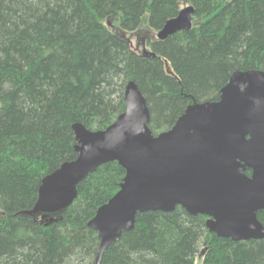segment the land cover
<instances>
[{
  "label": "trees",
  "instance_id": "1",
  "mask_svg": "<svg viewBox=\"0 0 264 264\" xmlns=\"http://www.w3.org/2000/svg\"><path fill=\"white\" fill-rule=\"evenodd\" d=\"M182 5L194 9L190 30L156 40ZM130 34L145 35L147 54L130 48ZM250 70L264 72V0H0V264L95 263L87 223L119 189L116 162L80 182L66 208L32 210L47 177L76 158L72 126L109 125L127 82L155 136ZM257 219L264 226V209ZM205 221L179 207L139 213L98 264H197L198 254L200 264H264V239L232 242Z\"/></svg>",
  "mask_w": 264,
  "mask_h": 264
},
{
  "label": "water",
  "instance_id": "2",
  "mask_svg": "<svg viewBox=\"0 0 264 264\" xmlns=\"http://www.w3.org/2000/svg\"><path fill=\"white\" fill-rule=\"evenodd\" d=\"M187 6L166 21L158 40L191 28ZM125 107L106 128L72 126L76 159L46 180L64 200L49 208L42 195L32 213L71 203L76 186L98 167L116 162L125 172L119 190L87 226L97 233L98 264L104 250L133 229L135 216L181 207L206 216L209 233L232 242L264 239L257 214L264 209V72L236 71L216 102L193 103L166 131L153 136L146 101L133 81ZM250 171V175L246 174Z\"/></svg>",
  "mask_w": 264,
  "mask_h": 264
},
{
  "label": "rangeland",
  "instance_id": "3",
  "mask_svg": "<svg viewBox=\"0 0 264 264\" xmlns=\"http://www.w3.org/2000/svg\"><path fill=\"white\" fill-rule=\"evenodd\" d=\"M183 7H184V5H182V6L180 7V9L183 8ZM129 38H130V39H129ZM127 39H129V41H130L129 43H130V48H131V49H133V50H134L135 52H137V53H140V51H142V48H143V46H144V42H143V40L145 39V35H144V37H142V41H141L140 37L137 36V35H135V34L128 35V38H127ZM39 216H40V218H41L40 220H43V219L46 218V217L44 216V214L39 215ZM39 216H37V217H39ZM195 261H196L197 264H200L201 260H200L199 254L197 255Z\"/></svg>",
  "mask_w": 264,
  "mask_h": 264
},
{
  "label": "bare ground",
  "instance_id": "4",
  "mask_svg": "<svg viewBox=\"0 0 264 264\" xmlns=\"http://www.w3.org/2000/svg\"><path fill=\"white\" fill-rule=\"evenodd\" d=\"M218 100H219V97H218ZM218 100H217V101H218ZM205 102H216V101H205Z\"/></svg>",
  "mask_w": 264,
  "mask_h": 264
}]
</instances>
